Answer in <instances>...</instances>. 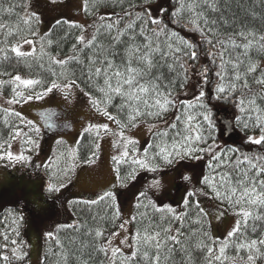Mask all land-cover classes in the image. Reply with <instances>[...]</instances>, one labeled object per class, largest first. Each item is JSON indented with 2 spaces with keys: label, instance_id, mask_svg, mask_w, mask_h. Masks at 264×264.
I'll list each match as a JSON object with an SVG mask.
<instances>
[{
  "label": "snow or ice",
  "instance_id": "snow-or-ice-1",
  "mask_svg": "<svg viewBox=\"0 0 264 264\" xmlns=\"http://www.w3.org/2000/svg\"><path fill=\"white\" fill-rule=\"evenodd\" d=\"M101 3L83 0V11L91 15ZM115 3L120 12L99 15L91 24L58 19L56 26L68 24L79 34L70 48L57 45L53 52L48 50L51 39L43 43L50 35L45 33L37 54L32 37L38 36L41 20L30 10L32 0H0V97L8 105L0 107V127L6 130V137L0 136V166L43 169L45 196L67 188L77 165L61 167L59 162L66 153L70 160L78 159V148L34 164L40 127L15 106L44 100L54 91L71 103L73 90H78L94 112L116 126L114 130L109 123H89L83 129L81 138L94 133L95 149L84 162L93 163L97 141L111 135L117 151L112 156L117 179L113 188H126L140 172L152 174L127 219L112 189L94 199L68 200L69 208L85 205L90 213L91 206L103 204L104 213L74 218L56 225V232H45L46 240H54L58 249H49V254L57 257L55 264L264 262V23L257 27L226 17L220 0ZM251 15L257 19L255 13ZM5 16H15V23ZM21 66L27 68V75L21 74ZM6 89L9 95L4 96ZM213 101L230 103L235 109L232 120L243 131H258L245 141L257 149L242 152L216 142L209 107ZM42 115L49 129L55 127L53 113ZM141 128L147 132L143 145L133 135ZM17 140L21 150L13 153L12 143ZM121 165H127L124 177ZM164 170L177 172V179L189 186L178 205L158 204L148 194L161 189ZM229 212L236 218L231 230L223 238L210 236L204 227L208 217L219 220ZM21 221L22 215L12 216L10 223L8 217L0 221L5 228L0 236L6 241L0 247L7 250L8 242L15 245L11 254L17 261H24L28 253L20 252L9 235H19ZM63 230H71L67 247L56 234ZM121 232L124 236L116 243ZM0 259L8 262L10 257L3 254Z\"/></svg>",
  "mask_w": 264,
  "mask_h": 264
},
{
  "label": "rangeland",
  "instance_id": "rangeland-1",
  "mask_svg": "<svg viewBox=\"0 0 264 264\" xmlns=\"http://www.w3.org/2000/svg\"><path fill=\"white\" fill-rule=\"evenodd\" d=\"M30 10L40 15L41 22L36 29L38 31L36 39L42 37L52 23L58 19L85 25L93 22V20H87L83 15V0H60L57 4H51L49 0H32ZM88 33L90 34V30ZM28 49L29 46L25 45V50ZM73 91L74 99L71 103L64 100L62 93L54 91L44 100L15 106L17 111H20L27 119L34 121L40 127L39 156H33L34 164L43 163L53 155L57 140H64L68 148H75L77 139L89 123H109V126L115 130L116 126L94 112L87 103V99L78 90ZM189 94L191 95V90H189ZM0 106L8 107L2 97H0ZM42 113H53L51 119L55 127L51 129L47 127ZM133 135L140 141L141 145L147 139V132L143 128L134 131ZM97 142L99 149L93 163L71 160V163L74 162L77 167L72 173L73 178L68 190L70 194L95 198L98 193L105 190H121L119 186L113 188V185H117L116 173L113 170L114 161L112 160V156L117 154L113 148V137L111 135L104 136ZM20 150V141L13 142L11 151L18 153ZM177 175L175 171L165 172L161 175V189L149 191L148 194L159 200H165L168 204L178 205L189 186L179 181ZM150 179H136L137 181L130 186L128 191L120 196L121 212L125 219L132 215L134 199L140 191L145 190L146 183ZM45 182L46 177L43 169L33 170L31 166L21 164L8 168L0 166V203L8 202L14 199V196H18L23 205L29 206L35 212L34 214L30 211L25 213L23 235L28 244V257L19 263L12 257L10 251L7 253L10 257V264H40L42 234L49 232L56 223L73 220L68 206L65 207L62 216L52 211L56 207V203L52 201V198H48L42 193V185ZM208 219L212 237L223 238L234 226L236 218L229 212L219 220L216 216H209ZM123 236L124 233L121 232L116 243Z\"/></svg>",
  "mask_w": 264,
  "mask_h": 264
},
{
  "label": "trees",
  "instance_id": "trees-1",
  "mask_svg": "<svg viewBox=\"0 0 264 264\" xmlns=\"http://www.w3.org/2000/svg\"><path fill=\"white\" fill-rule=\"evenodd\" d=\"M16 2L23 3V0H16ZM89 7L92 8L91 4L89 5ZM220 7L224 15L228 18H232L233 16H235L241 20H247L250 24L257 26V27L261 23H264V0H220ZM113 11L120 12V7L116 5L115 0H102V3L100 4L99 7L92 9L91 15H86L84 11H83V15L87 20L94 21L99 15H105ZM17 12L22 13L23 10L18 8ZM252 13L256 14L257 19L253 20L252 15H251ZM4 19L5 20L10 19L12 23H15L16 21L15 16L11 18L5 16ZM60 20H64V19H60ZM36 29H37V26H36ZM89 30L91 33L92 30L91 29ZM46 33H50V35L45 37V34H44L42 36V37H45L43 43L47 45V40L51 39L53 41V44H52V47L48 50L55 52L57 49V45H59V47L63 49L70 48L71 43L74 42V38L76 35L79 34V31L77 29L70 28L68 24L56 26V21H55L52 23V25L50 26V28L48 29ZM86 35H89V33H87ZM32 38L36 40L37 54H39L41 41L40 39H36V37H32ZM20 72L21 74H24V75L28 74V70L24 66H21ZM4 95L5 96L9 95V90L6 89L4 91ZM209 107L211 109V116H212L213 123L215 125V131L213 134L216 138V142L220 146L224 148H232V147L239 148L242 152L248 151L250 149L251 150L257 149L258 146L246 144L245 141L247 139V136L249 135H258L259 134L258 131H254L250 129L247 132H245L241 129L239 125L235 124V122L232 120V117L235 114V109L232 108V105L230 103H225L223 101L221 102L213 101L209 104ZM218 113L228 117L231 120L232 127H233L232 134L228 136H224V126L218 119ZM81 134L79 138L77 139L80 141L79 145H77V142L75 144L76 145L75 148H78V151H77L78 159H75V161H85L91 155L92 151L95 150L94 144H93L94 133L91 136L88 134H84L83 138H81ZM0 136L6 137V130L3 129L2 127H0ZM62 141L64 143L61 145H56V148L52 156L58 155L60 152L66 151V149H68V145L66 144V142L64 140ZM59 163L61 167H63L66 164L71 163V160L69 159L67 153L65 154L64 157L60 159ZM113 164L115 167V163ZM126 171H127V165H121L120 166V176L124 177V175L126 174ZM168 171L170 170H164L161 173V175ZM196 171L199 172L200 169H197ZM151 176L152 174L150 173L140 172L139 175L137 176V180L151 178ZM45 177L47 180L46 174H45ZM137 180L127 182V187L121 188L120 191L117 189H112L113 191H116L117 193V201L120 206V209H121L120 196L123 193L127 192L130 186L133 185ZM116 182H117V179H116ZM69 188H70V184L67 188L63 189L61 193L56 194L55 196H48V198H52V201L56 203V207H54L52 211L61 214V216L64 214L65 207L68 206L67 204L68 200L94 199V198H89L87 196L70 194V191H68ZM149 196L158 204H168V202L165 200H159L157 198L152 197L151 195ZM135 203H136V198L134 199V202L132 205V214L134 213ZM69 209H70V214L73 219L74 218L88 219L91 214H95L96 212H99L101 215H103L104 213L103 204L91 206V213L87 210V206L85 205H74L72 208H69ZM9 210H11V215L9 213ZM29 211L32 214L35 213L33 210L29 208V206L23 205L18 196H14V199L9 200L8 202L0 203V221L4 220L5 217H8L9 223H10L12 216H20V215L23 216V221L20 222V226L18 229L19 235L17 236L15 235V233H10L9 240L15 239L17 241V245L19 246V251L27 252V253H28V244L26 242V239L24 238L23 232H24V224H25V219H26L25 213ZM73 213H75V216H73ZM72 221L73 220L69 222H64V223H56L55 225L52 226V229L50 231L56 232V225L71 223ZM193 227L197 228L199 227V225H193ZM204 227H205V230L208 231L209 235L212 236L211 225H210L209 219L207 220V222H205ZM3 231H5L4 225L0 223V232H3ZM56 234L59 237V239L65 243V247H67V239L71 235V230H63ZM5 243L6 241H4L3 237L0 236V245H3ZM41 246H42V254H41L40 264H55L57 257L49 254V249H51L53 252L58 251L55 241L46 240V238L44 237V234H42ZM13 247H16V246L8 242L7 250L0 247V255L9 253ZM46 255H48L47 260H45ZM27 257L25 258V260L27 259ZM18 262L20 263L23 261H18ZM10 263H11L10 259L8 262H5L2 259H0V264H10ZM258 264H264V262L258 261Z\"/></svg>",
  "mask_w": 264,
  "mask_h": 264
},
{
  "label": "water",
  "instance_id": "water-1",
  "mask_svg": "<svg viewBox=\"0 0 264 264\" xmlns=\"http://www.w3.org/2000/svg\"><path fill=\"white\" fill-rule=\"evenodd\" d=\"M218 119L224 126V136H228V135L232 134L233 127H232L231 120L229 118H227L226 116L220 114V113H218Z\"/></svg>",
  "mask_w": 264,
  "mask_h": 264
}]
</instances>
